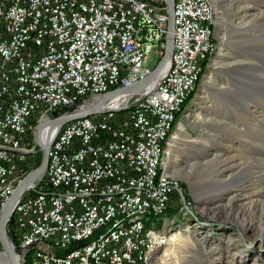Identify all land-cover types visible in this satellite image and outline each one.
<instances>
[{"label": "built area", "instance_id": "2783aa9c", "mask_svg": "<svg viewBox=\"0 0 264 264\" xmlns=\"http://www.w3.org/2000/svg\"><path fill=\"white\" fill-rule=\"evenodd\" d=\"M0 12V167L3 158L14 165L21 159L13 148L29 137L21 126L33 105L42 104L50 119L83 96L130 86L152 69L150 55L160 58L165 49L166 0H0ZM173 14V51L158 84L147 95H135L128 112L84 116L58 130L43 179L14 204L15 246L38 234L56 244L69 241L109 208L185 206L189 212L181 186L164 187L166 178L154 179V159L163 131L158 120L170 114L194 72L207 13L200 0H175ZM5 139H13V146H5ZM26 148L37 161V145ZM16 186L1 195L0 211ZM142 227L110 236L113 252L104 255L103 247L96 264H142L128 259L132 242L147 239ZM86 251L69 260L35 255L28 261L85 264Z\"/></svg>", "mask_w": 264, "mask_h": 264}, {"label": "rangeland", "instance_id": "374dc122", "mask_svg": "<svg viewBox=\"0 0 264 264\" xmlns=\"http://www.w3.org/2000/svg\"><path fill=\"white\" fill-rule=\"evenodd\" d=\"M210 1L218 50L179 115L167 154L169 173L196 217L173 207L171 216L138 219L166 237L153 254L156 264H264V0H213L215 11ZM158 60L152 53L150 68ZM43 116L32 114L25 146L36 147ZM35 162L25 160L14 186Z\"/></svg>", "mask_w": 264, "mask_h": 264}, {"label": "bare ground", "instance_id": "6f19581e", "mask_svg": "<svg viewBox=\"0 0 264 264\" xmlns=\"http://www.w3.org/2000/svg\"><path fill=\"white\" fill-rule=\"evenodd\" d=\"M200 1L202 2V6L207 14L205 18V28H203L202 33V42L199 44V53L195 58L196 65L194 67V72L187 77L186 84L183 86V92L180 98H177V102L171 105L170 114L167 115L165 120H158V127H163V131L158 133L157 153L154 159L156 168L153 171V177L155 180H163L166 178L164 179V187L179 186V183L176 180L177 178L175 177V179L169 173L167 160V154L171 147V140L174 136V127L179 120V115H182L188 106L187 105L184 107L183 104H185L190 93L197 87L198 82L200 81H198L200 75L202 76L204 74V67H206V69L209 67L213 54L216 53L219 46L215 40V13H213L211 1ZM0 21H5L4 12H0ZM151 47L152 52H159L158 45H151ZM8 61H15V54H8ZM166 67V64L162 67L161 74H164L163 72ZM209 77L210 75L207 76V78ZM36 111L40 113V115H47L46 110H42V104L33 105V112L29 114L26 123H23L21 126V132L23 134H29V130L31 129V117ZM112 113L116 114L114 112ZM42 131V141H46L50 131L48 132L46 129ZM5 146H13V139H5ZM28 152L30 151H28V148H26L24 142H19L16 143V148H13V155L21 156V159L18 160V164H11L10 158L1 159L2 167H0V199L1 195L12 189L15 185L17 180L15 171L19 167V164L23 162L24 155ZM184 202L187 205V209L189 210V208L192 206L191 201L184 196ZM168 208H150V206L141 204L123 206L119 208V210L117 208H109L108 211H106V216H103V219H100L99 221H92L88 224L85 231L75 234L70 238L69 241L59 240V244H56V239H44V234L28 236L24 239L20 247L22 250L20 262L22 264H33L32 261L28 260L35 259V255L37 258L42 257L46 260H69V258L75 256L79 251L87 249V251L84 253L85 264H96L100 258V250H102L103 247L104 255L112 254L113 246H115L116 243L115 238H110V236L128 234L129 232H132L133 229L141 225L143 226L142 236H147V239H145L144 244L141 243V239H136L132 242V246L128 248V259L129 261H134L135 263L141 262L142 264H156L153 259V254L158 248L164 245L166 237L162 232L156 230L154 227L146 225L144 222L138 219L146 218L148 215H154L157 217L164 216L168 212ZM182 209H185V206L181 207L178 211H181ZM187 214H191L192 217H196L193 211L188 212ZM127 223L130 224L128 229L122 227ZM104 228H107L105 233L103 232ZM141 246L143 255L139 253ZM34 247L39 249L36 251L34 257L28 259L26 257L27 252L30 248ZM64 250L68 251V255L59 254L57 252H62Z\"/></svg>", "mask_w": 264, "mask_h": 264}, {"label": "water", "instance_id": "95a60500", "mask_svg": "<svg viewBox=\"0 0 264 264\" xmlns=\"http://www.w3.org/2000/svg\"><path fill=\"white\" fill-rule=\"evenodd\" d=\"M174 2L175 0H166L168 20L166 23L167 33L165 34L164 53L157 61L156 66L146 76L127 87H116L97 94L83 96L79 101L67 106V108L55 112L54 116L50 119L41 120L36 124L34 140L35 144L40 147L42 155L37 160L38 165L36 168L29 171L20 180V183L16 186L5 206L0 211V264H22L20 262L22 250L13 244L12 233L7 230V223L13 215L14 204L20 198L23 191L31 185H36L43 179L47 167L49 145L58 130L69 121L83 118L84 116L97 115L107 111L128 110L134 104L133 98L135 95H147L161 80V69L165 64L168 66L173 51ZM44 129L48 132L50 131L46 141H42L41 138L42 130Z\"/></svg>", "mask_w": 264, "mask_h": 264}, {"label": "trees", "instance_id": "16d2710c", "mask_svg": "<svg viewBox=\"0 0 264 264\" xmlns=\"http://www.w3.org/2000/svg\"><path fill=\"white\" fill-rule=\"evenodd\" d=\"M203 70H205V67H204V69ZM200 80V79H199ZM198 86V85H197ZM196 90H197V87L195 88V90L190 94V98H188L187 100H186V102H185V104H183L184 105V107H186L188 104H189V102H191V100L194 98V94H195V92H196ZM119 112H122V113H124V112H126V110H122V111H119ZM39 158V157H38ZM34 164H36V165H33V167H35L36 168V166L38 165V162L36 161ZM32 167V168H33ZM31 168V169H32ZM188 194V193H187ZM188 196L190 197V195L188 194ZM176 213V209L175 208H173V207H170L169 208V210H168V213H167V216L168 215H173V214H175ZM13 226H14V220H13V216L11 217V219L9 220V222L7 223V230H9V232L10 233H12L13 234ZM0 248H1V246H0ZM30 264V263H29Z\"/></svg>", "mask_w": 264, "mask_h": 264}, {"label": "crops", "instance_id": "0c3cea01", "mask_svg": "<svg viewBox=\"0 0 264 264\" xmlns=\"http://www.w3.org/2000/svg\"><path fill=\"white\" fill-rule=\"evenodd\" d=\"M212 2H213V0H212ZM213 5H214V2H213ZM214 11H215V5H214ZM215 24H216V22H215ZM215 28H216V25H215ZM33 156H34V153H33L32 151H30V152H28V153H26V154L24 155L23 162L19 165V167H18L17 170L15 171V176H16L17 179L20 177V175L18 174V172L21 170V168H22L23 166H25V160H26L27 158H29V157H33ZM31 170H32V169H31Z\"/></svg>", "mask_w": 264, "mask_h": 264}, {"label": "flooded vegetation", "instance_id": "af4514ba", "mask_svg": "<svg viewBox=\"0 0 264 264\" xmlns=\"http://www.w3.org/2000/svg\"><path fill=\"white\" fill-rule=\"evenodd\" d=\"M34 157L36 158V155H35V154H34L33 158H34Z\"/></svg>", "mask_w": 264, "mask_h": 264}]
</instances>
